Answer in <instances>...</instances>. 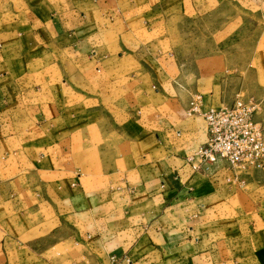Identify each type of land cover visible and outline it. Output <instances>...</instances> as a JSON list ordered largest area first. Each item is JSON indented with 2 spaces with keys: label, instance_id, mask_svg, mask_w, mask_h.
<instances>
[{
  "label": "crops",
  "instance_id": "crops-1",
  "mask_svg": "<svg viewBox=\"0 0 264 264\" xmlns=\"http://www.w3.org/2000/svg\"><path fill=\"white\" fill-rule=\"evenodd\" d=\"M259 11L0 0V264H264V206L232 214L229 173L191 166L206 133L187 113L194 95L207 110L244 94L264 128V27L245 49L231 39L243 24L223 31ZM207 18L229 44L189 43L183 24ZM248 181L264 187V168Z\"/></svg>",
  "mask_w": 264,
  "mask_h": 264
},
{
  "label": "built area",
  "instance_id": "built-area-1",
  "mask_svg": "<svg viewBox=\"0 0 264 264\" xmlns=\"http://www.w3.org/2000/svg\"><path fill=\"white\" fill-rule=\"evenodd\" d=\"M257 103L236 96L226 104L202 110L200 96L194 95L187 113L199 115L206 138L188 158L203 173L224 169L225 183L243 187L247 178L264 168V128L255 120ZM129 263L126 257L111 255L109 264Z\"/></svg>",
  "mask_w": 264,
  "mask_h": 264
},
{
  "label": "rangeland",
  "instance_id": "rangeland-1",
  "mask_svg": "<svg viewBox=\"0 0 264 264\" xmlns=\"http://www.w3.org/2000/svg\"><path fill=\"white\" fill-rule=\"evenodd\" d=\"M212 10H215V7L213 6V4H211L208 7L207 13L211 12ZM219 11H220V6H219ZM222 12L224 14H230L231 11L229 8L225 9V7H222ZM236 14H238L242 20H239V22H234V27H231L232 23H223V25H224L223 31H225V29L236 28V27L243 24L244 25L243 28H241L240 30L237 29L241 33L236 34V38L233 37L231 39L233 42L235 40L237 42H239L240 46L245 49L247 46L248 39L250 41L251 31L253 30L255 32L256 36L262 32L263 27H264V23H263V21H261L263 19L262 18L263 16H261V14H264V11L263 12L259 11V13H256L254 15L255 16V22H254L255 27L252 26V21H250L251 18L248 17L245 13H242V12L237 13L236 12ZM207 19H208L207 21L190 22V23L188 22V23L183 24V26L185 25L184 31L190 32L193 35L188 40L189 43L192 46H196L200 42L207 41L213 45L214 41L218 40L220 44H225V43L229 44L230 38H228V39L222 38L221 40L215 39L213 37V35L211 33H209V31L212 30V28H214L216 23L213 20H210L209 18H207ZM258 20H260V22ZM217 24H219V23L217 22ZM182 31L183 30H180L179 28L176 29V33H179V35L182 34ZM200 33L202 35H206L208 38H202V35H200ZM224 34H225V32H224ZM194 35H196V36L199 35L200 38L196 37ZM247 57H248V54L242 52V53H238V55L235 56V60L239 64L242 62L245 63ZM243 95H241V96H243ZM256 103H257V106H256V109H257L259 103H258V101ZM261 185H262L261 183L250 184L248 181L247 183H245V185L243 187H238V186H235L233 184L227 186L226 188H227L228 192H230L234 195V197L230 198V201L227 202L228 210L232 214H235V213L244 214V213H247L249 211H253V212L255 211L256 212L258 209H260L262 206H264V187H261Z\"/></svg>",
  "mask_w": 264,
  "mask_h": 264
}]
</instances>
